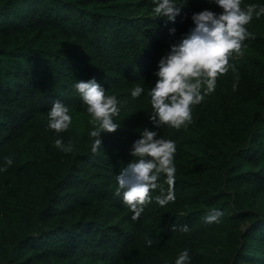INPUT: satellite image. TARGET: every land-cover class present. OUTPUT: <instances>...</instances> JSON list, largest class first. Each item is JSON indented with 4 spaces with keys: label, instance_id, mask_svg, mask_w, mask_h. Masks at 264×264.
Returning <instances> with one entry per match:
<instances>
[{
    "label": "trees",
    "instance_id": "16d2710c",
    "mask_svg": "<svg viewBox=\"0 0 264 264\" xmlns=\"http://www.w3.org/2000/svg\"><path fill=\"white\" fill-rule=\"evenodd\" d=\"M181 2L173 21L154 17L152 0H0V165L14 156L0 172V264H175L185 248L190 264H264V15L230 57L238 71L217 77L187 127L159 129L176 140V199H153L133 219L116 192L140 129L156 128L147 91L159 60L195 26L194 13L222 11ZM93 77L121 101V126L102 131L95 152L73 87ZM138 83L145 92L134 98ZM56 99L73 117L60 133L47 122ZM212 207L225 210L219 223L204 221ZM185 223L188 232L172 228Z\"/></svg>",
    "mask_w": 264,
    "mask_h": 264
},
{
    "label": "clouds",
    "instance_id": "9594fccd",
    "mask_svg": "<svg viewBox=\"0 0 264 264\" xmlns=\"http://www.w3.org/2000/svg\"><path fill=\"white\" fill-rule=\"evenodd\" d=\"M210 2L220 6L222 11L216 13L204 9L194 13L192 19L195 26L171 44L170 51L159 60L155 71L157 79L147 91L152 105L149 118L156 128L140 129V136L130 149L133 159L116 175V192L122 193L124 203L133 210V219L140 218L145 205L153 199L161 206L176 199V140L160 135V127H187L193 119V105L200 103L205 94L215 90L217 77L229 69L238 71L230 63V57L241 52L246 38L254 36L247 27L253 16L264 15V4L248 3L242 6V0ZM152 3L154 17L174 21L181 12L178 7L182 4L181 0H152ZM175 31V28L170 29L172 33ZM73 87L86 106V111L91 114L94 127L90 135L94 138L92 151L95 152L102 145L101 132H112L121 126L115 119L120 114L121 101L115 94H108L95 77L77 80ZM144 92L145 88L138 83L131 95L136 98ZM72 120L70 106L60 99H56L47 111L48 127L57 133L67 130ZM54 143L65 152L72 151L74 147L71 141L65 143L60 136ZM4 160L6 163L0 165V172L13 164L14 156L8 155ZM162 181L168 185L166 190L161 187ZM158 187L161 188L160 194L153 197L152 190ZM224 215V209L212 207L204 216V221L219 223ZM172 228H179L181 232L190 231L186 223L173 224ZM145 242L152 245L153 239L146 236ZM191 260L190 250L185 248L178 254L175 264H190Z\"/></svg>",
    "mask_w": 264,
    "mask_h": 264
},
{
    "label": "rangeland",
    "instance_id": "374dc122",
    "mask_svg": "<svg viewBox=\"0 0 264 264\" xmlns=\"http://www.w3.org/2000/svg\"><path fill=\"white\" fill-rule=\"evenodd\" d=\"M261 204H263V203H262V202H259V203H258V205H261Z\"/></svg>",
    "mask_w": 264,
    "mask_h": 264
}]
</instances>
